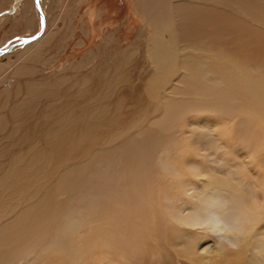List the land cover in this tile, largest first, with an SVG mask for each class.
<instances>
[{"label": "bare ground", "instance_id": "6f19581e", "mask_svg": "<svg viewBox=\"0 0 264 264\" xmlns=\"http://www.w3.org/2000/svg\"><path fill=\"white\" fill-rule=\"evenodd\" d=\"M135 1L146 23L138 41L152 30L145 70L130 69L139 66L134 43L64 96L55 98L63 78L17 86L12 123L8 99L0 105V132L9 130L0 140V264H264V224L218 262L203 253L213 238L170 227L164 197L191 209L184 192L200 194L210 181L172 186L156 166L169 147L181 169L199 168L214 183L241 166L264 175V0ZM21 4L0 19L22 11L30 28L31 2ZM48 30L0 48L25 43L17 74L34 71L23 61L39 60Z\"/></svg>", "mask_w": 264, "mask_h": 264}, {"label": "rangeland", "instance_id": "374dc122", "mask_svg": "<svg viewBox=\"0 0 264 264\" xmlns=\"http://www.w3.org/2000/svg\"><path fill=\"white\" fill-rule=\"evenodd\" d=\"M13 2L14 0H0V13L9 9ZM24 2H31L30 14H33L35 19L32 22L34 25L31 24L33 28L31 26L27 28L26 17L22 11L13 12L8 17L3 16L6 19L3 17L0 19V48L12 46L11 44L17 40L16 36L19 35L34 34V37H40L49 29L50 32H54V36L43 46L39 60L23 61L29 68L34 69L31 74L16 73L19 59L17 55L23 51L25 43L15 46L7 53L0 54V105L8 99L5 105H7L6 114L9 122L12 123L9 116L11 107L22 98L16 94L19 85L25 86L29 81L34 80H48L52 83L63 78L64 82L58 85V94L55 98L59 95L64 96L69 92L72 84L92 72L95 75L101 73L105 67L116 61L115 59L124 49H129L134 43L137 44L134 49L138 51L135 64L141 67L131 66L130 69L138 73L145 70L148 65L149 49H146L145 44L152 30L149 29L151 34L138 41L141 30H145L146 23L143 15L138 11L135 0H40L45 10L44 24L43 21L40 24L35 0H21V6ZM42 26H44L43 30ZM82 62L86 64L77 69L76 65ZM136 84L140 87V81ZM7 88L12 91L9 93V98L5 90ZM132 88L135 89L133 85ZM94 94H96L95 91L92 92V95ZM145 96H143L144 99ZM143 100L135 103L136 108H133L131 115L128 114V119L144 107L146 102ZM46 102L48 103V100L42 99L37 105L35 104L36 109H33V115L39 116ZM8 131L0 132V140Z\"/></svg>", "mask_w": 264, "mask_h": 264}, {"label": "clouds", "instance_id": "9594fccd", "mask_svg": "<svg viewBox=\"0 0 264 264\" xmlns=\"http://www.w3.org/2000/svg\"><path fill=\"white\" fill-rule=\"evenodd\" d=\"M200 156L206 158L209 152H201ZM156 166L161 177L172 186L187 177L210 181L206 191L200 194L184 192L193 204L191 209L179 208L174 197L165 196L161 214L170 227L213 238L215 246L204 249L203 253L214 262L220 261L228 253H237L246 248L264 224V175L245 176L240 170L241 166L234 170L235 175L223 176L221 182L214 183L211 174L199 168L183 166L181 169L169 147L160 152Z\"/></svg>", "mask_w": 264, "mask_h": 264}, {"label": "water", "instance_id": "95a60500", "mask_svg": "<svg viewBox=\"0 0 264 264\" xmlns=\"http://www.w3.org/2000/svg\"><path fill=\"white\" fill-rule=\"evenodd\" d=\"M37 6H38V8H40V2H39V5H37ZM2 53H3V51L0 49V54H2Z\"/></svg>", "mask_w": 264, "mask_h": 264}, {"label": "snow or ice", "instance_id": "6c2138e0", "mask_svg": "<svg viewBox=\"0 0 264 264\" xmlns=\"http://www.w3.org/2000/svg\"><path fill=\"white\" fill-rule=\"evenodd\" d=\"M37 5H39V0H36Z\"/></svg>", "mask_w": 264, "mask_h": 264}]
</instances>
